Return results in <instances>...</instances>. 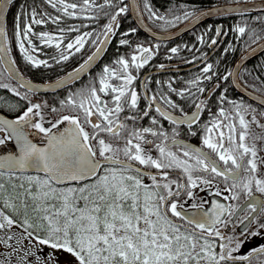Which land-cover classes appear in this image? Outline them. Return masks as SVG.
I'll return each instance as SVG.
<instances>
[{"label":"snow or ice","instance_id":"obj_1","mask_svg":"<svg viewBox=\"0 0 264 264\" xmlns=\"http://www.w3.org/2000/svg\"><path fill=\"white\" fill-rule=\"evenodd\" d=\"M13 3L0 0V78L9 81L0 79V89L24 104L15 119L0 116V146L8 149L0 151V246L7 249L0 251V264H253V258L264 264V124L255 109L229 101L227 89L214 113L199 100L208 91L202 82L214 77L228 81L233 73L220 76L213 64L206 63L200 75L187 82L195 91L177 89L171 81L166 88L156 81L160 91H152L145 78L140 87L147 104L140 108L138 76L133 72L149 64L158 46L132 48L128 37L137 29L131 28L120 33L117 45L131 48V53L118 55L72 91L71 86L89 72L117 34L119 19L129 12V5L125 0H44L60 15L33 8L14 18L13 37L27 65L51 67L48 60L30 54L41 51L33 37L42 47L54 45L58 58L51 60L56 64L86 46L95 50L67 78L34 84L9 55L5 14ZM143 7L150 20L167 24L213 13L181 6L182 15L168 20L149 0H143ZM132 11L139 15L135 5ZM101 16L109 22L99 32L81 31L91 27L87 24L60 27L66 18L98 20ZM49 22L57 26L55 33L35 31L34 26ZM221 31L216 29L209 47L217 44ZM233 31L244 34L246 28L237 26ZM253 36V43L262 39ZM197 40L204 43V35ZM170 52L176 54L178 48ZM246 56L247 52L242 59ZM66 85L70 90L59 103L70 114L47 118L46 111L59 110L31 97L41 88ZM173 97L191 101L194 110L189 114ZM204 111L209 118L202 122ZM260 116L264 118V112ZM145 118L149 126H137ZM162 121L172 126L170 133ZM253 124L261 131L254 132ZM185 125L187 135H199V147L178 139ZM34 136L40 137V143L34 142ZM198 192L229 203L209 201ZM188 201H192L191 212Z\"/></svg>","mask_w":264,"mask_h":264},{"label":"flooded vegetation","instance_id":"obj_2","mask_svg":"<svg viewBox=\"0 0 264 264\" xmlns=\"http://www.w3.org/2000/svg\"><path fill=\"white\" fill-rule=\"evenodd\" d=\"M254 2H264V0H167V3L165 5L164 10L158 11L157 8H154V10H156L162 16H166L168 20H172V18L174 16L182 15V12L180 10L181 6L185 10L191 11L192 9H195L197 12H202V11H204L206 9H210V8L227 7V6H232V5L247 4V3H254ZM126 4H127V0H126ZM139 5H140V1H139ZM140 9H141V7H140ZM141 12H142V9H141ZM128 14H129V12H128ZM263 14L264 13H255V14H252V13H250V14L249 13L248 14L236 13V14L219 15L216 17H211V18L206 19L205 21L200 22L193 29L187 31L186 33H184V34H182V35H180L174 39L168 40V41H156V40L151 39L150 37L146 36L143 32H141L133 23L135 28L150 40V43L145 44L144 46H146V47L158 46V47L154 48L155 55H154L153 59L149 62V64L146 65L143 69H140L138 72H136V71L133 72L134 75L138 76V80L135 82V85H136L138 92H140L141 97H142L140 100V103H139V107L144 108L147 104V101L143 99V89L140 87V82L145 81V78H148V87L150 89H152V91H157V92L160 91V88L156 84V81L164 82L165 88H166L167 82L171 81L173 83V87H175L177 89H181V88H185V87H191L192 91H195V88L192 87L191 85H189L187 82L194 79V77L200 75L201 68L206 63L213 64L214 70L220 76L227 75V74L221 75L220 66L218 65V63H216V61L219 58L224 60L226 58V56L232 54L233 47L235 46V43L237 41V38L233 34L232 29L230 27H228V24L230 22L236 23V20H232V19L236 18V16H240V17L249 16L251 18L252 16H259V15H263ZM142 15H143V12H142ZM129 16H130V14H129ZM130 18H131V16H130ZM143 18H144L145 22L148 24L144 15H143ZM131 20H132V18H131ZM187 21H189V20H181L179 22H174V23L170 24V25H174L172 28H170L168 30H164V31L157 30L156 28L150 26L149 24H148V26L157 32L166 33V32H170V31H173V30L179 28L180 26L185 24ZM155 22L167 24L164 21H159V20L153 21V23H155ZM217 28H220L222 30L220 36L217 38V44L213 47H209L208 45L211 43V38L216 36V29ZM201 35H204V43H200L197 40V37L201 36ZM112 40H113V37L111 38V42H112ZM111 42H110V44H111ZM110 44H109V46H110ZM109 46H108V48H109ZM172 47L178 48V52L176 54H172L170 52V49ZM108 48H107V50H108ZM226 48L228 49L227 52H225ZM107 50H106V52H107ZM106 52L104 53L101 60L97 63V65L83 78L90 77L91 74L93 73V71H95V70H97V71L92 75V77L100 72L102 67L105 65V64L104 65L101 64V62L103 61V58H104ZM90 53H88V55H90ZM30 54L37 56V58H39V59L48 60L49 63L52 64L51 57L58 56V50L49 51L46 53L42 52V55H41V52L40 53H30ZM87 56L84 59H86ZM168 57H171V59H169ZM186 61H191V63H188ZM77 65H75V66H77ZM160 65H164V67L161 69L159 67ZM232 65H231V67H232ZM231 67H230V70H231ZM42 68H45V67H42ZM230 70H229V72H230ZM83 78L81 80H83ZM81 80L75 82L74 85H72L71 87H73L76 84H78L79 82H81ZM217 84L220 85L219 88L216 87ZM201 86L205 87L208 91L205 94H200L199 100L205 101L208 108L211 109V112L214 113L217 111V109L219 107V104H218L219 96L222 92L225 91V89H227L226 95H227V98L229 101H233L237 104H242L245 106H250V109H255L256 110L255 114L257 116V119L259 120V122L261 124H264V118H262L260 116V113L264 112V109L262 107L256 105L252 101L248 100L247 98L242 97L240 94H238L237 91L231 85L230 80L223 81V80H218L214 77L211 81L202 82ZM13 87H15V86H13ZM67 88H69V87H67ZM76 88H74L72 91H75ZM65 89H63V90H65ZM63 90H60V91H63ZM20 91H24V90L20 89ZM60 91H58V92H60ZM254 93H256V92H254ZM43 95L44 94H40V95L35 94L31 98L33 99V102L43 103L44 102L43 97H42ZM149 95H151V92L149 93ZM173 98L177 101H180L179 97H173ZM180 102L185 105L186 111H188L189 114L191 113L192 110H194L191 107V101H187V102L180 101ZM252 104L258 106V108ZM225 107L230 108L231 105L226 104ZM22 110L23 109H19L18 112L14 113V114L12 113V114H7V115L5 114V115L8 117H11V118H15L18 114H21ZM61 111H58V113H56L55 119L58 118L60 113L70 114V109H68V111H64V110H61ZM153 114L155 115L154 112H153ZM251 114H252L251 111L248 114H246V119H250ZM201 116H202V122L207 121L209 118V112L204 111L201 114ZM162 123L164 124L167 131L170 133L172 126L169 125L168 122H166V121H162ZM149 124H150L149 119L145 118L144 120L139 121L137 126H140V125L149 126ZM181 127H182V132H181L180 137H178V139H180L184 142H187L189 144H192L194 146L199 147L200 146L199 135L196 137H192L190 135H187V126L185 125V126H181ZM251 127H252V130L254 132L258 133L261 131V129L257 128L256 125H254V124ZM38 142L40 143V141H38ZM153 154H155V153H153ZM176 175H178V173L173 174V178H175ZM218 183L222 187L223 182L218 181ZM194 191H198V190H194ZM198 195L204 196L209 201L214 200V199H218L222 203H229V202L223 201L222 198H218V197H215L214 195L209 194L208 192H198ZM261 199H264V197H261ZM241 200H243V197H241ZM191 203H192V201H188L186 204V208L188 209L189 212L192 211V209L190 208ZM231 203H236V202L233 201ZM205 207L206 208L210 207V204H206ZM177 222L179 223V221H177ZM253 264H257L256 258H253Z\"/></svg>","mask_w":264,"mask_h":264},{"label":"trees","instance_id":"obj_3","mask_svg":"<svg viewBox=\"0 0 264 264\" xmlns=\"http://www.w3.org/2000/svg\"><path fill=\"white\" fill-rule=\"evenodd\" d=\"M140 1V7L142 9L143 15L145 19L147 20L148 24L157 30H168L172 28L174 25L170 24H164V23H153V20H150L148 18L147 13L144 11L143 7V0ZM126 3V0H125ZM149 3L151 4L152 8H157L158 11L164 10L165 5L167 3V0H149ZM33 8L38 13H47L52 16L60 15V13L51 8L50 5L44 3V0H16L14 1L13 5L10 6V11L7 12L6 16V30L8 33V46L10 48V52L12 55V58L17 61V67L20 69L21 73L36 82H45L53 80L61 75H63L65 72L73 68L75 65L80 63L87 55L90 53L94 48L91 46H86L84 50H82L81 53H77L75 56L71 57L68 61H63L60 64H56L54 61H52L50 68H39L34 69L31 68V66L27 65L22 57L21 54L16 47V41L13 37V22L15 16L21 12H30ZM236 20V23L230 22L228 24V27L232 29L233 34L237 38V41L235 43V46L233 47L232 54L226 56L224 60L219 58L216 63L220 66V73L221 75L228 74L231 65L237 58V56L243 52L245 49H247L249 46L255 44L252 42V37L254 39L253 33L256 35H259L264 38V14L259 16H252L251 18L249 16L247 17H240L236 16V18L232 19ZM109 20L107 18H104L101 16L98 20H86V19H67L65 22L61 23L60 27H67L68 24H71L73 26H79L82 24L91 25V27L88 28H81V31H92L95 29L97 32L100 31L102 26L106 23H108ZM120 28L115 36H113V40L103 58V61L101 64H110L112 60H114L118 55H126L130 54L132 49L123 46V47H117L118 41L121 38L120 33L126 32L131 28H135L130 16L128 13L124 14L119 19ZM23 25V20H21V26ZM237 26L245 27L246 32L244 34H239L236 31H233ZM36 32H49V33H55L57 26L48 23L43 26H34ZM72 36L75 35V33L71 34ZM131 41L132 48L135 47L137 44H148L150 43V40L145 37L140 31L137 30L136 33L131 34L128 37ZM34 43L41 47V55L42 52H49L57 50L54 45L50 47H42L40 45V41L36 40L35 37H33ZM261 40V39H260ZM258 42V41H257ZM39 52V53H40ZM54 54V53H53ZM52 54V55H53ZM58 58V56H57ZM97 70L93 71L90 77L83 78L81 82L76 84L75 86L71 87V90L74 88H80L83 85H85L91 78L92 75ZM3 79V82L9 83V81L6 78H0ZM240 81L242 84L247 87L248 89L256 92L257 94L264 97V53L257 56L253 60L249 61L242 69L240 76ZM12 86H16L14 83H12ZM69 88H66L63 91L57 92L55 94H44L43 101L47 102L50 107H56L59 111L64 110L68 111V109H62L60 106L59 101L64 99L69 92ZM15 104V108H11L10 105ZM23 101H19L18 97H15L12 93L8 92L6 89H0V112L3 114H14L18 112L19 109H23L21 105H23ZM254 105V104H252ZM258 108V106L254 105ZM62 112V111H61ZM46 117L52 120H55L56 114L48 113L46 111L45 113Z\"/></svg>","mask_w":264,"mask_h":264},{"label":"water","instance_id":"obj_4","mask_svg":"<svg viewBox=\"0 0 264 264\" xmlns=\"http://www.w3.org/2000/svg\"><path fill=\"white\" fill-rule=\"evenodd\" d=\"M14 1H16V0H14ZM127 4L129 5V14H130V16L132 18V21L135 24V26L141 32H143L146 36H148L151 39L156 40V41H168V40L174 39V38L186 33L187 31L193 29L200 22L205 21L206 19L211 18V17H216V16H219V15L236 14V13H245V14H248V13L249 14L250 13H252V14L264 13V2H254V3H247V4L232 5V6H227V7L210 8V9H206V10H204L202 12L207 13L209 10H213L212 15L205 14V15L199 16V18L193 17L189 21H187L185 24H183L182 26H180L179 28H177V29H175L173 31L166 32V33H160V32H157V31L153 30L152 28H150L148 26V24L145 22V20L143 18V15H142V12H141V9H140L139 0H127ZM133 5H135L138 8L139 15H137L136 12L132 11V6ZM216 10H219V11H216ZM5 15L7 16V13ZM5 27H6V24H5ZM111 38L109 40V43L104 46V52L101 54V56L90 67L89 72L97 65V63L103 57L104 53L106 52V50H107V48H108V46H109V44L111 42ZM261 46H264V38L259 40L257 43L251 45L250 47H248L247 49H245L243 52H241L238 55V57L236 58V60L234 61L233 65L231 67L230 72L233 73V76L230 77L229 80H230L231 85L237 91L238 94H240L242 97L247 98L248 100L252 101L256 105H258V106H260V107H262L264 109V97L254 93L253 91H251V90L247 89L246 87H244L242 85V83L240 82V80H239V75H240V72H241L242 68L244 67V65L247 64L249 61L253 60L254 58H256L257 56H259L262 53H264V47H261ZM7 47L9 48L8 43H7ZM251 49H255V52L251 51ZM245 52H247V56H246V58L242 59V56H243V54ZM9 55L12 58L11 52L9 53ZM83 61L81 63H83ZM81 63H79L77 66H75L71 70L67 71L63 75H61V76H59V77H57V78H55L53 80H50V81L35 82V81H32L29 78L25 77L24 75L23 76H24V78L26 80L30 81L31 83L40 84V85H47L49 83H54L58 79L67 78L68 73L72 72L75 68L79 67V65ZM88 73L83 74L81 76V79L84 76H86ZM67 87H69V86L66 85L65 87H61L59 89H52V88L45 89V88H41V90L38 93H36V95H40V94H54V93H56V92H58L60 90H63L65 88H67ZM22 90H24V89H22ZM0 116H3L6 119H15V118L8 117V116H6V115H4L2 113H0ZM63 127H67V124L62 125L61 126V130L63 129ZM32 139L36 143H39L38 141H40V137L39 136H34V137H32ZM7 150L8 149H4L3 146H0V151L6 152Z\"/></svg>","mask_w":264,"mask_h":264},{"label":"rangeland","instance_id":"obj_5","mask_svg":"<svg viewBox=\"0 0 264 264\" xmlns=\"http://www.w3.org/2000/svg\"><path fill=\"white\" fill-rule=\"evenodd\" d=\"M0 251H7V249H4L2 246H0ZM45 254L48 252V249H44Z\"/></svg>","mask_w":264,"mask_h":264}]
</instances>
